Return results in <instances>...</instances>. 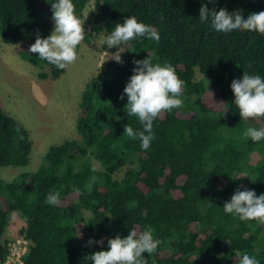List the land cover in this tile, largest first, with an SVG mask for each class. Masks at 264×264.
Returning <instances> with one entry per match:
<instances>
[{
  "label": "trees",
  "instance_id": "16d2710c",
  "mask_svg": "<svg viewBox=\"0 0 264 264\" xmlns=\"http://www.w3.org/2000/svg\"><path fill=\"white\" fill-rule=\"evenodd\" d=\"M89 1L97 13L94 34L107 37L115 24L134 16L153 26L160 40L129 42L123 64L102 60L80 95L78 138L48 146L34 171L0 178V259L8 254L5 227L17 211L24 220L18 236L27 241L21 264H93L91 254L108 250L109 238L147 226L161 241L151 256L143 254L149 264H239L243 254L264 264V223L242 221L223 209L237 189L264 194V143L232 133L245 123L262 128L264 117L241 118L230 87L243 72L264 78V35L217 32L199 20L202 3L217 11L240 10L246 19L264 11V0H72L78 17ZM54 2L0 0V40L14 44L27 62L47 66L37 72L39 79L64 70L28 52V41L53 30ZM147 57L172 65L185 87L183 106L153 121L155 139L145 151L139 139L124 134L125 125H142L127 114V96L120 97L133 61ZM30 148L28 130L0 108V167L26 165ZM52 192L60 194L56 205L46 201ZM90 238L103 244L89 245Z\"/></svg>",
  "mask_w": 264,
  "mask_h": 264
},
{
  "label": "clouds",
  "instance_id": "9594fccd",
  "mask_svg": "<svg viewBox=\"0 0 264 264\" xmlns=\"http://www.w3.org/2000/svg\"><path fill=\"white\" fill-rule=\"evenodd\" d=\"M216 0H208L214 4ZM54 27L49 36L41 38L37 35L35 42L29 46L28 52L38 54L39 58L59 69H64L77 60L76 48L85 38L84 19L75 14L72 0H56L51 3ZM163 19V17H161ZM199 20L210 23L213 30L222 33L233 31H255L264 35V11L252 13L245 19L240 10L229 13L225 8L218 11L209 9L202 3L199 9ZM137 38H147L159 42L158 31L150 25L138 22L134 16L126 17L123 23L115 24L114 30L106 37L108 48H116L107 56L119 64H123L121 53L125 45ZM104 61V62H105ZM133 74L126 83L120 99L127 96L128 115L136 116L142 130H134L124 126V134L130 139H139L142 150L147 151L155 139L153 121L163 112L183 106V89L185 82L181 80L170 64H153L151 58L134 60ZM103 65V64H102ZM101 65V66H102ZM231 90L234 94V104L243 119L264 117V78L259 74L243 72L239 79H233ZM253 142L264 139V127L248 128L244 133ZM79 192V189H74ZM59 192L49 193L46 201L50 205L59 202ZM224 212L237 215L242 221H258L264 223V194L257 196L254 190H235L230 202L223 204ZM89 245L103 244V240L87 241ZM161 241L154 238V229L147 226L144 231L137 233L131 230L123 238L116 235L107 240V249L91 254L93 264H149L143 254L151 256L156 252ZM239 264H259V261L248 254L239 258Z\"/></svg>",
  "mask_w": 264,
  "mask_h": 264
},
{
  "label": "rangeland",
  "instance_id": "374dc122",
  "mask_svg": "<svg viewBox=\"0 0 264 264\" xmlns=\"http://www.w3.org/2000/svg\"><path fill=\"white\" fill-rule=\"evenodd\" d=\"M96 14L92 1H89L79 17L84 19L83 27L85 36L89 34L88 40H83L77 46V60L54 79H39L37 72L46 71L48 67L42 65L39 68L27 62L15 53L14 44L0 40V108L19 120L31 139L27 164L1 166L0 178L3 181H9L21 172L34 171L43 163V154L48 146L78 138L74 122L79 113L80 95L89 79L98 74L100 62L113 53L105 44L106 36L103 33L91 32V26L97 23ZM28 42L33 44L35 41ZM199 76L196 74V77ZM250 127L259 129L255 124L245 123L232 133L242 138ZM257 143L261 146L264 139ZM89 160L96 169L100 168L93 158L89 157ZM128 166L122 167L114 177L120 178ZM88 214L84 211L85 216ZM23 223L19 213L11 211L4 237L16 239L18 228Z\"/></svg>",
  "mask_w": 264,
  "mask_h": 264
},
{
  "label": "built area",
  "instance_id": "2783aa9c",
  "mask_svg": "<svg viewBox=\"0 0 264 264\" xmlns=\"http://www.w3.org/2000/svg\"><path fill=\"white\" fill-rule=\"evenodd\" d=\"M27 241L18 236L8 242V254L0 259V264H21V255L25 251Z\"/></svg>",
  "mask_w": 264,
  "mask_h": 264
}]
</instances>
